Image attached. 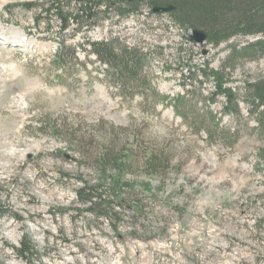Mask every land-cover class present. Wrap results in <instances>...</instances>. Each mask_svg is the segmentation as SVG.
Returning a JSON list of instances; mask_svg holds the SVG:
<instances>
[{
  "label": "rangeland",
  "instance_id": "374dc122",
  "mask_svg": "<svg viewBox=\"0 0 264 264\" xmlns=\"http://www.w3.org/2000/svg\"><path fill=\"white\" fill-rule=\"evenodd\" d=\"M41 1L0 0V264H264V126L242 95L264 77V57L231 59L237 116L222 114V98L189 88L222 134L208 140L172 108L186 93L176 69L187 58L219 68L231 45L264 36L188 43L179 64L186 32L166 14L146 18L140 5L75 35L53 20L37 26L38 12L23 6ZM83 35L149 52V91L168 99L124 96L81 47L73 67L57 68L58 45L83 43ZM45 120L52 125L40 130ZM90 186L101 195L92 204L82 200L88 189L78 195ZM27 240L35 254L21 258L13 248Z\"/></svg>",
  "mask_w": 264,
  "mask_h": 264
},
{
  "label": "trees",
  "instance_id": "16d2710c",
  "mask_svg": "<svg viewBox=\"0 0 264 264\" xmlns=\"http://www.w3.org/2000/svg\"><path fill=\"white\" fill-rule=\"evenodd\" d=\"M140 5L148 9L147 17L158 18L161 15L152 14L153 6H175V10L169 12L167 16L171 25L187 30L196 28L207 33L206 44L218 47L222 43H227L237 36H264V0H148L147 3L128 2L126 0H83L74 2L72 0H42L39 3L25 4L23 8L28 11L36 10L37 16L34 21L38 26L40 23H50L51 20L58 23L61 32L73 30L76 34L83 31H90L102 25L104 21H122L138 10ZM168 26V24H166ZM72 35V36H75ZM181 43L176 47L177 54L173 57L174 62H179L182 51L188 42L184 35L181 36ZM83 43L65 47L60 43L54 53L53 63L57 68L67 69L74 66L78 58L77 48H82L86 55H93L98 62L106 67L108 78L118 86L120 92L126 96H133L134 92L142 95L147 91L153 94L154 98H167L160 95L155 90H150L147 77L143 74L149 64V52H143L136 45H128L119 41L118 37H107L105 40H91L88 36H82ZM184 47V49H183ZM162 49V47H160ZM229 54L226 56L219 68H213L208 61L202 65H195L191 59H186L187 64H181L176 69L181 85L186 93L178 95L172 99V108L179 114L185 124L192 126L195 130L205 133L208 140L222 134L216 127L218 124L212 111H200L197 103L192 102L188 96L194 91H189L194 86L198 95L203 99L216 102L217 98H222V114L237 116L240 114L239 103L235 89L229 84V74L234 69L231 59L238 56L245 59H256L264 57V37L257 38L252 42H246L242 46L235 44L230 46ZM204 84L210 85V90L203 95L201 89ZM244 104L250 116H255V120L260 128L264 126V77L248 82L243 88ZM148 98V95H145ZM187 98V99H186ZM186 102L190 103L188 109L183 107ZM196 112L195 115L193 112ZM195 118L194 123L188 122V115ZM52 125L50 120L40 122L39 129ZM151 162V161H150ZM85 189L91 195L82 197L86 203H91L101 195H92L95 187H83L79 189L81 196ZM21 258H29L35 254V246L30 241H22L20 247L13 248Z\"/></svg>",
  "mask_w": 264,
  "mask_h": 264
},
{
  "label": "water",
  "instance_id": "95a60500",
  "mask_svg": "<svg viewBox=\"0 0 264 264\" xmlns=\"http://www.w3.org/2000/svg\"><path fill=\"white\" fill-rule=\"evenodd\" d=\"M74 2H82L83 0H72ZM128 2H139L146 3L148 0H126ZM175 6L167 5V6H153L151 12L154 14H162L169 13L175 10ZM207 33L204 30L189 28L186 31L187 41L194 44H203L207 39ZM202 54H206V50H202Z\"/></svg>",
  "mask_w": 264,
  "mask_h": 264
},
{
  "label": "bare ground",
  "instance_id": "6f19581e",
  "mask_svg": "<svg viewBox=\"0 0 264 264\" xmlns=\"http://www.w3.org/2000/svg\"><path fill=\"white\" fill-rule=\"evenodd\" d=\"M3 3H0V5H2ZM6 41L8 42L9 40L6 38ZM10 42V41H9Z\"/></svg>",
  "mask_w": 264,
  "mask_h": 264
}]
</instances>
